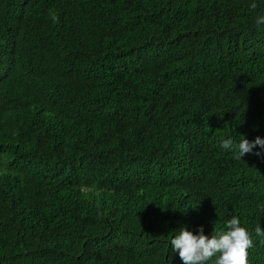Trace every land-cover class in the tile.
Wrapping results in <instances>:
<instances>
[{
    "label": "trees",
    "instance_id": "16d2710c",
    "mask_svg": "<svg viewBox=\"0 0 264 264\" xmlns=\"http://www.w3.org/2000/svg\"><path fill=\"white\" fill-rule=\"evenodd\" d=\"M261 16L264 0H0V264H183L180 229L233 216L264 264V149L236 148L264 139Z\"/></svg>",
    "mask_w": 264,
    "mask_h": 264
},
{
    "label": "clouds",
    "instance_id": "9594fccd",
    "mask_svg": "<svg viewBox=\"0 0 264 264\" xmlns=\"http://www.w3.org/2000/svg\"><path fill=\"white\" fill-rule=\"evenodd\" d=\"M250 7L256 8L253 2ZM257 24H264V16L257 19ZM259 146L264 149V139L257 137L253 142L241 137L236 148L238 150L237 159H241L253 149ZM221 147L231 149L233 140L226 139ZM257 156L261 153L256 152ZM174 238L171 239L172 252H178L183 264H207L215 257V264H248V249L253 247L254 242L246 228L241 226L238 217L233 216L226 222V230L212 234L209 238L204 234V228L198 229V234H193L186 228H182ZM257 236H264V229L260 226L255 228Z\"/></svg>",
    "mask_w": 264,
    "mask_h": 264
}]
</instances>
